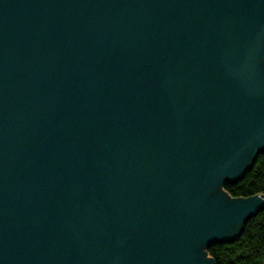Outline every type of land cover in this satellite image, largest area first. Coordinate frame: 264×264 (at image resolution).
Instances as JSON below:
<instances>
[{"label": "water", "instance_id": "95a60500", "mask_svg": "<svg viewBox=\"0 0 264 264\" xmlns=\"http://www.w3.org/2000/svg\"><path fill=\"white\" fill-rule=\"evenodd\" d=\"M263 151L264 0H0V264H214Z\"/></svg>", "mask_w": 264, "mask_h": 264}, {"label": "trees", "instance_id": "16d2710c", "mask_svg": "<svg viewBox=\"0 0 264 264\" xmlns=\"http://www.w3.org/2000/svg\"><path fill=\"white\" fill-rule=\"evenodd\" d=\"M221 190L233 199L264 195V151L256 155L242 179L223 184ZM241 227L242 231L232 241L205 250L214 264H264V209Z\"/></svg>", "mask_w": 264, "mask_h": 264}, {"label": "rangeland", "instance_id": "374dc122", "mask_svg": "<svg viewBox=\"0 0 264 264\" xmlns=\"http://www.w3.org/2000/svg\"><path fill=\"white\" fill-rule=\"evenodd\" d=\"M219 192H221V191H219Z\"/></svg>", "mask_w": 264, "mask_h": 264}]
</instances>
